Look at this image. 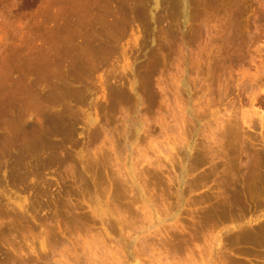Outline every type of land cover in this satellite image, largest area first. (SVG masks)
<instances>
[{
	"label": "rangeland",
	"instance_id": "374dc122",
	"mask_svg": "<svg viewBox=\"0 0 264 264\" xmlns=\"http://www.w3.org/2000/svg\"><path fill=\"white\" fill-rule=\"evenodd\" d=\"M0 264H264V0H0Z\"/></svg>",
	"mask_w": 264,
	"mask_h": 264
},
{
	"label": "bare ground",
	"instance_id": "6f19581e",
	"mask_svg": "<svg viewBox=\"0 0 264 264\" xmlns=\"http://www.w3.org/2000/svg\"><path fill=\"white\" fill-rule=\"evenodd\" d=\"M185 1V0H184ZM155 2V1H154ZM157 3V2H156ZM185 3V2H184ZM186 5V4H185ZM185 8V7H184ZM61 121V120H60ZM65 121V120H64ZM63 122V121H62Z\"/></svg>",
	"mask_w": 264,
	"mask_h": 264
}]
</instances>
